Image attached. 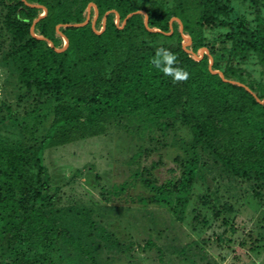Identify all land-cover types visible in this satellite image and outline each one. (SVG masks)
Instances as JSON below:
<instances>
[{"label":"trees","instance_id":"16d2710c","mask_svg":"<svg viewBox=\"0 0 264 264\" xmlns=\"http://www.w3.org/2000/svg\"><path fill=\"white\" fill-rule=\"evenodd\" d=\"M26 2L46 8L34 32L52 46L31 34L43 9ZM91 3L96 30L106 17L101 33L92 27L93 8L86 25L63 26L83 23ZM137 11L146 12V23ZM58 31L67 38L63 51L56 50L64 45ZM161 46L189 72L186 82L174 84L150 65ZM200 49L213 58L211 68L208 54L194 57ZM0 67L8 74L4 90L17 92L14 103L0 105V264H143L152 250L159 264H222L203 245L233 250L237 229L223 187L243 188L258 204V234L239 245L264 253V0H0ZM113 124L138 144L129 166L177 144L169 177L154 172L159 154L132 167L123 183L101 184L103 202L95 206L64 197L84 170L55 184L46 151L103 136ZM137 181L149 197L129 193ZM195 185L192 229L210 231L213 221L225 229L169 251L173 245L160 246L150 234L157 225L150 209L182 203ZM126 205L148 220L143 245L126 242L116 221L98 218Z\"/></svg>","mask_w":264,"mask_h":264},{"label":"rangeland","instance_id":"374dc122","mask_svg":"<svg viewBox=\"0 0 264 264\" xmlns=\"http://www.w3.org/2000/svg\"><path fill=\"white\" fill-rule=\"evenodd\" d=\"M7 75V71L0 67V105L5 100H8L9 103L15 102L14 94L17 92L11 87H8L6 90L3 88V82ZM179 134L187 137L185 131H181ZM137 146L138 144L135 141L132 142L130 136L124 133L120 126L113 124L109 126L107 133L103 136L89 138L46 151L45 164L51 172L55 184L63 183L78 168L84 170L83 173L85 174L83 176L77 177L78 179L75 182H72V180V183H69L70 185L67 184L63 188L64 197H72L75 200L78 199L79 202L88 203V206H95L96 203L103 202L102 196L99 193L101 184L111 186L113 184L123 183L130 175V172H132L130 170L132 167H137L138 165L149 166L153 161L158 160L160 156L163 158V163L154 172L157 174L159 180L162 181L164 178L169 177V169L175 166L173 164L174 157L181 153L176 144V146L166 147V149L159 153L161 154L160 156L159 154H154L149 158L143 157L141 160L136 161L138 165L134 164V166H129V164H132L130 158ZM88 168L91 169L89 174L87 171ZM96 173L103 175V179L98 182L99 184L95 183L98 180H95L93 177ZM72 187L73 189H71ZM198 187L199 185H195L190 190L189 195L182 199V203L172 199L170 204L155 203V207L152 206L150 209L152 217L158 225L154 226L156 230L150 234H152L160 246L173 245V248L169 251L181 248L188 244V242L205 239L206 236H211L213 232L221 233L225 229L221 226V221H213L210 231L207 232L197 229L195 231L190 226L192 216L189 212L196 206L195 194L201 192V190H198ZM226 189L227 187H223L220 189V193L224 191L226 196H230L228 197V202L233 209L232 215L237 229L232 236L234 242L232 245L233 250L225 247V245L220 249V246L215 243L203 245V250L210 255L212 254L222 264H264V253L261 256H257L254 253L248 252L246 247L239 245L242 238L250 240L249 237L252 238L256 236V233L258 234L261 221L258 204L251 196L246 195L242 191L243 188L231 187L230 190H227L228 192L225 191ZM128 190H133L129 191V193L135 192L149 197L148 189L142 186L141 181L135 182L134 186ZM137 199L133 202L136 205L140 204V201ZM114 204L119 205L122 203L115 202ZM123 209L124 211L105 210L106 213L103 211L104 216L100 214L98 218L103 219L106 224L116 221L127 237L126 242H137L143 245L149 236L147 229L148 220L143 219L144 212H138L137 207H132L131 209L127 205L123 206ZM128 210L134 212H129ZM250 233L252 234L247 237ZM249 243L248 241L247 244ZM192 252L197 254L199 249H194ZM134 253L142 256V252L138 248H135ZM148 256L150 258L145 261L143 260V264L144 262L145 264H159L156 259H151L152 257H156L154 250L150 251ZM123 258L126 259L125 257ZM126 262L122 260L115 264H128Z\"/></svg>","mask_w":264,"mask_h":264},{"label":"water","instance_id":"95a60500","mask_svg":"<svg viewBox=\"0 0 264 264\" xmlns=\"http://www.w3.org/2000/svg\"><path fill=\"white\" fill-rule=\"evenodd\" d=\"M26 3H27V2H26ZM27 5L32 6V7H41V8L43 9V12L38 16V18L36 19V21H35V22L32 24V26H31V34H32L34 37L38 38V39L46 40V41L48 42V44H49L50 46H52L51 41H49L48 39H46V38L43 37V36H40V35L35 34V32H34V25H35V23H36L38 20H40V19L45 15V13H46V8H45L44 6L37 5V4H30V3H27ZM91 8H93V9H94V12H95L94 18H93V20H92V27H93V29H94L95 32H97V33H101V32L103 31V27H104V25H105L104 23H105V21H106V17H104V22H103V26H102L101 30H100V31H97V30L95 29V21H96V19H97V17H98V10H97V7H96L93 3L89 4L88 7H87V17H86V20H85L83 23L71 24V25L66 24V25H63V26H77V27H79V26H84V25H86V24L89 22V20H90ZM113 12H115V11H113ZM108 13H109V12H107L106 15H107ZM137 13H142V14L144 15V22L146 23V22H147V15H146V12H145V11H137ZM115 14H116V22H118V14H117V12H115ZM127 17H128V16H127ZM127 17L123 20L122 25L125 23ZM59 26H62V25H59ZM59 26H57V30H58ZM120 27H122V26H120ZM180 29H182V25H180ZM151 30H155V29H151ZM58 32H59V31H58ZM59 33H60V35L62 36V39H63V43H64V45H63L62 48H57L56 50H57V51H63V50H65V48L67 47V38H66L61 32H59ZM185 37H186V39H187V42H186V43H189L190 40H191L190 37H189V36H185ZM186 43H185V44H186ZM190 52H191V51H190ZM203 53L208 54V56H209V66H210V68H211L212 63H213V58L209 55V53H208V51H207L206 49H200V50L198 51V54H194V57H195L197 60H199V59L202 58ZM211 71H212V73H218V74L223 78L224 81H227V82H230V83H233V84H238V85L243 86V84L238 83V82H236V81H232V80L225 79V78L223 77V75H222V72H220L219 70H212V69H211ZM246 89H248V88L246 87Z\"/></svg>","mask_w":264,"mask_h":264},{"label":"clouds","instance_id":"9594fccd","mask_svg":"<svg viewBox=\"0 0 264 264\" xmlns=\"http://www.w3.org/2000/svg\"><path fill=\"white\" fill-rule=\"evenodd\" d=\"M149 62L154 69L165 77H170L174 84L186 82L190 77L187 70L177 66V56L163 46L156 48L155 54Z\"/></svg>","mask_w":264,"mask_h":264}]
</instances>
